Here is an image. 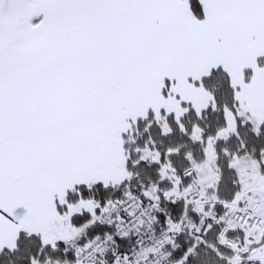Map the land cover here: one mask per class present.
<instances>
[{"label": "snow or ice", "instance_id": "obj_1", "mask_svg": "<svg viewBox=\"0 0 264 264\" xmlns=\"http://www.w3.org/2000/svg\"><path fill=\"white\" fill-rule=\"evenodd\" d=\"M261 137L264 0H0V264H264Z\"/></svg>", "mask_w": 264, "mask_h": 264}, {"label": "trees", "instance_id": "obj_2", "mask_svg": "<svg viewBox=\"0 0 264 264\" xmlns=\"http://www.w3.org/2000/svg\"><path fill=\"white\" fill-rule=\"evenodd\" d=\"M251 143H255V144L264 143V137H261L258 140H253V141H251ZM193 152H194V155L197 157V159H199V149L193 147ZM176 163L180 168H183L185 166L183 161L180 159H177ZM219 163L221 164V166H223L222 160ZM247 165H251V166H249L251 168L250 171H252V170L254 171V175L252 174V179L255 178V180L254 179L253 180L258 182V180H257L258 174L256 172V167H255V164L253 163L250 156L244 158V161L241 164L242 170H244ZM233 178H234V176L231 172H225L224 178L221 180L220 184L218 185V189H217L221 196H227L231 191L234 190V188L230 185V182ZM164 187L167 188L166 185ZM233 238H235V234H234ZM205 259H206V264H215L214 257L206 256Z\"/></svg>", "mask_w": 264, "mask_h": 264}, {"label": "built area", "instance_id": "obj_3", "mask_svg": "<svg viewBox=\"0 0 264 264\" xmlns=\"http://www.w3.org/2000/svg\"><path fill=\"white\" fill-rule=\"evenodd\" d=\"M193 189L196 191H199V186L196 184H193ZM235 219L236 218H234V220ZM144 235L145 237H149V236L151 237L148 243L150 244V246H153V247L158 246L157 241H160L162 239V235L160 234V229L158 226L156 227V231L154 234L152 233L151 229H149L148 231L144 233ZM135 240H136V236H130L129 239L127 240L128 245L134 244ZM88 264H95V262L92 258H89ZM161 264H168V262L164 260V261H161Z\"/></svg>", "mask_w": 264, "mask_h": 264}, {"label": "rangeland", "instance_id": "obj_4", "mask_svg": "<svg viewBox=\"0 0 264 264\" xmlns=\"http://www.w3.org/2000/svg\"><path fill=\"white\" fill-rule=\"evenodd\" d=\"M249 166L251 165H247L244 169L245 179L247 181V187L252 189L254 192L258 194L260 193L261 197H263L264 194L262 192L264 191V186H263L264 183H260L259 181L258 182L254 181L255 178H253L254 180L252 179V174L254 175V171L253 170L250 171L251 168ZM257 207H264V200L263 198H260L259 196L257 197ZM261 214H264V213H261Z\"/></svg>", "mask_w": 264, "mask_h": 264}, {"label": "crops", "instance_id": "obj_5", "mask_svg": "<svg viewBox=\"0 0 264 264\" xmlns=\"http://www.w3.org/2000/svg\"><path fill=\"white\" fill-rule=\"evenodd\" d=\"M263 186H264V184H263ZM262 193L264 194V191ZM259 197L263 198V200H264V195H263V197H261V194L259 193Z\"/></svg>", "mask_w": 264, "mask_h": 264}]
</instances>
